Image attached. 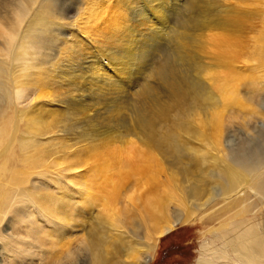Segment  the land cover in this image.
Here are the masks:
<instances>
[{
  "label": "bare ground",
  "instance_id": "1",
  "mask_svg": "<svg viewBox=\"0 0 264 264\" xmlns=\"http://www.w3.org/2000/svg\"><path fill=\"white\" fill-rule=\"evenodd\" d=\"M177 1L0 4V103L11 110L0 118V212L7 187L23 183L19 173L46 169L54 155V171L70 176L80 199L58 180L68 198L39 187L17 192L54 222V247L84 243L77 264H149L159 238L198 209L234 220L251 191L264 198L259 143H240L230 158L220 151L229 107L253 115L245 86L239 90L264 77V34L247 45L224 33L232 0ZM206 30L216 56L206 54L217 65L228 61L222 69L203 54ZM239 58L250 73L231 69ZM250 81L243 94L264 87ZM14 145L26 170L8 166ZM253 232L243 229L235 249L259 264L264 253Z\"/></svg>",
  "mask_w": 264,
  "mask_h": 264
},
{
  "label": "rangeland",
  "instance_id": "2",
  "mask_svg": "<svg viewBox=\"0 0 264 264\" xmlns=\"http://www.w3.org/2000/svg\"><path fill=\"white\" fill-rule=\"evenodd\" d=\"M66 1L68 3H71V2L80 3L81 2V0H66ZM180 1L181 0L177 2L180 3ZM232 2L233 3L231 4L232 5L234 4L235 6H233L234 7L232 8L233 12L228 15L227 20L230 21V25L228 29H231L235 33L230 32L231 30H229L228 32L227 28H226L227 30L224 29L223 31L225 34L234 35V37L238 39L240 37V40L245 41L244 44L247 43V45H250L253 41L252 36L254 34H258L260 32L264 34V28H262L264 27V21H263L264 20V0H232ZM1 3H2V0H0V4ZM187 12H188L187 13L188 16L193 15L191 11H187ZM187 14L185 11L183 12V15L185 16V18L186 17L188 18ZM212 29L216 31L217 28L216 29L211 28V30ZM218 30H220V28H218ZM207 31L208 30L202 32V35H203L202 40H204V42H205V38L208 37ZM206 39H208L206 40L208 42L206 43L203 42V46H205L203 47V50H205L204 48L207 47V44L209 45V48L207 47V50L204 51L203 54L205 57L206 56L212 57L213 59V57L216 56L214 54L215 50L211 48L212 45L209 44L210 43L209 38H206ZM0 42H1L0 43L1 44L0 54H1L3 52V48H1V46L3 47V45H2V41ZM170 45L171 43L167 45L169 46V48L168 47L166 48L171 51L173 47H171L172 45L171 46ZM210 48L212 50H210ZM207 51H208V54H209V51L211 52L213 51V54L215 56L211 53H210V56L207 55L206 54ZM1 56L2 55H0V57ZM206 59L207 61L209 60L208 63L210 61H214L215 59L217 60L216 57L213 60L211 58H206ZM235 61H232V62L237 63V61H239L238 63L239 64L241 63L240 67L238 66L239 64L234 63L235 64L234 65L232 62H230V65L233 66L234 68H231L228 63L229 68L236 69V70H238L237 68H239L240 71H245L248 73L252 71L250 68L249 69L247 67L246 69L243 68L244 66L242 65L243 64L242 59L240 60L239 58V60L237 59ZM221 62H219L218 65L216 61L210 62V64L211 65L213 64L214 67L217 66L216 69L218 68L222 69V67H218V66L224 65L228 61L227 62L225 61L224 64H222ZM236 65H237V68H235ZM228 66L225 65V67H228ZM216 78L217 77L215 76V79ZM256 79L257 78H253V79H247L246 81H242L243 85H241L242 87H240L241 90L239 91H242V88H244L245 86L246 90L244 88L243 91L248 92L247 88H248L249 83L247 82H249L250 80L251 81L253 80V82L257 84L258 88L259 87L262 88V86L264 85V82H263L264 79L261 80L258 78L259 81L258 79L257 80ZM257 82H260L261 84L263 83L262 86H260L261 84L259 85V83ZM246 84H247V87H246ZM243 91L241 92V95L247 96V97L249 96L248 98L250 100V103L252 102L254 104V105H251L252 109L253 110L255 108L257 109L256 114L253 112V110L251 112L253 113L252 116L254 117V119H256V121L255 123H254V120L252 121L253 118L252 116L249 115L250 113L248 115H244L243 113L241 114L240 111H234V109H231L229 107L227 117L228 115L232 113H233V116L230 115L231 118L229 117L228 119L227 117H225L226 118L225 122L227 124L224 126L225 127L229 126V128L227 127V130H226V128L223 127L224 131L225 130L226 131L225 132L223 131L224 132L223 134L225 135L222 136L221 143L222 142L223 143L225 142V143L224 144L222 143V145L220 146L221 154L224 153L225 155L224 154L223 155L225 158L232 157L234 155V151L237 152V150L239 149L240 143H241V146L246 144V146L248 145L250 147L254 146L256 143H259L258 147L262 151L264 150V143H263L264 142V126H263L264 119H262L264 118L263 117L264 115V87L262 88V90H260L259 88V91L257 90V92L253 91V94L252 92L249 93L251 95L247 94V92H244L245 94L244 95ZM251 97L253 99L252 101H251ZM256 97L258 98L256 99ZM259 97L261 99H259ZM45 106H48V105H45ZM5 107L6 106L0 103V118L3 115H5L6 109L9 110L8 113L11 112L9 108L7 107L5 108ZM48 107L51 108L50 106ZM256 109L254 111H256ZM7 110H6V115L8 114ZM250 110L251 109H249V111ZM257 113L262 114V115L260 116ZM238 115L240 117H238ZM247 116L248 118L244 120L245 117ZM249 116L251 117V119ZM234 117H237L236 120L231 121V119H233ZM241 117H244V119H242ZM240 118L241 120H239V122H243V123L237 122L238 119ZM229 122L231 125L229 124ZM244 122H245V125H244ZM246 123L249 125H247ZM246 125L249 127V129ZM258 129L261 130L260 133H258L259 132ZM227 132H230V133L234 132L235 136L237 135V137H239V135H241L242 137L240 136L239 138H237L233 135V133L232 135H230V133L226 134ZM249 132L250 134L252 132V134L250 135ZM231 136H232V139H229L231 138ZM228 139L231 142L232 141L233 142L231 143ZM245 139H247L248 142L250 140V142L248 143ZM243 140L245 142H243ZM260 144L262 147L260 146ZM12 149H13L12 154L14 153V156L11 155L8 158V162H9L8 166L13 168L17 172L20 169L25 168V166L21 164V159L19 157V153L15 145L14 147H12ZM46 163H48V167L46 169L34 168L33 170H29L27 173L26 172L24 174L19 173V179L23 181V183L19 184L18 182V183H15V185L7 187L8 195L6 196V199L2 202V205L4 206H3L2 212H0L1 213L0 215V263L1 264H77V261L83 255L84 243L81 242L82 244L81 245L79 242L80 240L74 239L75 241H71L69 245V249L64 247L61 250L59 246L54 247L56 246L54 245V239H51V237L54 238V222L52 223L49 220H47L44 213H42L35 204H33L30 200H28L27 197H21V195H18L19 193L17 191H20L21 189H31L34 187H39V188H42L43 190H50L52 193H55L56 195L54 194V196L55 197L58 196L57 198L59 199V198H66V197L68 198L67 196L68 194L66 195L63 193L64 195H66V197H63V194H61L62 191H65L63 188H66L68 192L70 191L73 192L76 189L74 183H71L69 181L70 176L67 175V173L62 172V171H58V172L54 171V155ZM56 180H58V182H60L61 184V187H63L61 188L63 189L62 191L61 189L60 191L58 190L56 186ZM259 194L260 193L258 192L251 191L249 193L247 209H245L244 212L242 211L243 212V213L241 212L242 214H239L238 216L234 218V220L242 224V225L239 224L240 227L238 225V228L240 229L238 228L234 229V225L236 221L234 222L232 218L227 219V217L225 218L223 216L222 219L216 218L217 219L216 220L215 218H212L206 215L202 216V214H204L205 211L198 209L195 215L190 220L179 223L171 232L159 238L156 244V248L153 252L154 253L153 258L149 262V264H251L250 262L248 263L247 261H245L241 253L236 251L235 246L240 245L241 243L244 242V240L240 237V234L242 233L243 229L245 230V228L247 229L248 227H250L251 229H253L254 231L253 233H256L254 235L257 236V238L253 239L255 245L257 247H262L261 249L264 253V198L261 194L260 195ZM72 195L74 196L73 199H77V200L80 199L78 194L72 193ZM72 204H73V201H72ZM172 206L173 204L170 206L171 209L173 208ZM221 223L223 225H221ZM48 230H50L49 235H48ZM238 231H240L241 233ZM258 262L259 264H264V257L262 259H258Z\"/></svg>",
  "mask_w": 264,
  "mask_h": 264
}]
</instances>
